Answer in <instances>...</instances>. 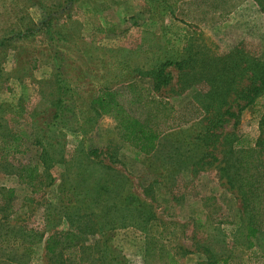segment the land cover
Masks as SVG:
<instances>
[{
    "label": "rangeland",
    "instance_id": "374dc122",
    "mask_svg": "<svg viewBox=\"0 0 264 264\" xmlns=\"http://www.w3.org/2000/svg\"><path fill=\"white\" fill-rule=\"evenodd\" d=\"M178 2L0 0V142L18 133L25 147L0 148V264H264V96L241 108L234 94L251 58L264 61V0L188 28L172 19ZM171 57L183 65L157 81ZM223 72L244 76L225 92L206 76ZM131 80L158 84L184 106L178 119L190 97L208 111L142 154L92 101ZM22 166L37 167L41 190L19 182ZM74 228V246L46 252L47 236Z\"/></svg>",
    "mask_w": 264,
    "mask_h": 264
},
{
    "label": "trees",
    "instance_id": "16d2710c",
    "mask_svg": "<svg viewBox=\"0 0 264 264\" xmlns=\"http://www.w3.org/2000/svg\"><path fill=\"white\" fill-rule=\"evenodd\" d=\"M242 2L243 0H179L176 18L188 24L192 22H196V24L206 22L208 25H214L225 18ZM198 14H200L199 17H197ZM251 61V75H245L247 77V83L234 88L235 98L245 100L241 108L248 103L254 102L259 96H264V61L254 59V57L251 58ZM183 62L182 59L176 61L172 57L164 61L160 60L158 66L156 65L158 67L155 71L157 75H153V78H156L157 81L167 80V76L163 70L165 66L169 64L183 65ZM247 62L249 61L247 60ZM232 63L229 69L227 67L225 68L230 71L237 68L238 64H240L235 60ZM227 74L223 72L218 75L206 76L211 83L226 85V92L233 83L236 84L238 82L237 80L244 76ZM193 76L200 78L202 75ZM237 77L238 79L236 80ZM201 79L204 80L203 78ZM157 85L155 84L153 88H150L145 85H140L133 80L121 82L111 88H99L96 97L92 100L97 107L98 114L108 116L115 121V135L119 141L146 155L151 154L157 148L159 138L164 132L205 116L209 105L208 100L207 105H204L201 99L190 97V101L185 104V107L188 105L192 107V114L188 118L178 119L177 114L183 110L184 106L177 108L165 98L155 95L153 90ZM197 85H201V83ZM224 96L218 88L211 89V92L207 95L211 101L220 98L218 100L220 106L224 103ZM8 137H10L11 141H8ZM21 139L22 137L18 133H10L2 137L0 148L5 146V148H8L7 150H10L9 153L11 154L23 153L25 147H21ZM7 143H10L9 147H6ZM243 144L244 142L241 138H236L234 141V145L236 146H243ZM17 175L19 182L31 186L32 191L41 190L40 185H38L41 174L36 166H22L18 170ZM244 228L247 231V238L248 236H253L257 231V228L249 223H246ZM62 233L63 231L60 230L57 234L47 236L45 244L46 252L55 253L57 248L62 245L65 247L61 248L60 252L65 253L67 248L72 245L74 246L76 241L80 239L75 228L67 230L64 234ZM61 236L62 238L60 239ZM249 245H251V242H249ZM226 263L227 259L223 258L217 260L214 264Z\"/></svg>",
    "mask_w": 264,
    "mask_h": 264
},
{
    "label": "crops",
    "instance_id": "0c3cea01",
    "mask_svg": "<svg viewBox=\"0 0 264 264\" xmlns=\"http://www.w3.org/2000/svg\"><path fill=\"white\" fill-rule=\"evenodd\" d=\"M176 12H177V9H176V11L174 12V11H172V14H173V20L174 19H176L177 21L176 22H178V23H180L183 27L182 28H188V23H186V22H184V21H181V20H179L178 18H176ZM184 32H185V30H184Z\"/></svg>",
    "mask_w": 264,
    "mask_h": 264
}]
</instances>
